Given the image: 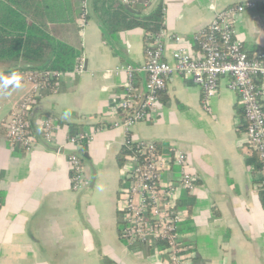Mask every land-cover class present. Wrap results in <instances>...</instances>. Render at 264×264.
<instances>
[{
	"label": "crops",
	"instance_id": "1",
	"mask_svg": "<svg viewBox=\"0 0 264 264\" xmlns=\"http://www.w3.org/2000/svg\"><path fill=\"white\" fill-rule=\"evenodd\" d=\"M241 1L90 0L89 18L79 28L81 0H57L56 14L46 16L47 26L84 55L85 70L66 74L58 90L32 108V126L50 115L56 127L49 142L35 131L29 151L8 141L4 125L31 84L0 93V264H169L144 246L125 243L117 225L118 192L128 159L123 155L124 129L110 125L126 91V73L120 68L145 62L150 31L134 27L108 33L101 19L104 13L117 15L121 7L129 17L147 16L159 8L163 58L173 65L178 48L199 57L196 33L216 10ZM253 1L256 7L237 15L235 22V37L248 53L264 52V3ZM27 67L22 60L0 61V73ZM132 83L135 92H145L144 73L136 72ZM157 104L154 116L133 124L130 137L161 149L180 148L197 175L193 191L187 193L189 206L179 207L185 218L178 227L181 241L193 251L191 264H264V197L259 190L264 172L255 168L256 154L248 148L244 129L239 130L242 107L229 78L219 79L205 111L200 87L191 77L173 72ZM72 125L79 131L104 129L80 152L68 141ZM71 153L81 154L80 191L71 189ZM162 177L176 180L178 170Z\"/></svg>",
	"mask_w": 264,
	"mask_h": 264
},
{
	"label": "built area",
	"instance_id": "2",
	"mask_svg": "<svg viewBox=\"0 0 264 264\" xmlns=\"http://www.w3.org/2000/svg\"><path fill=\"white\" fill-rule=\"evenodd\" d=\"M87 1L81 0L84 11ZM120 1L124 4L132 2ZM256 5V1L244 0L216 10L211 21L195 35L199 57L178 48L172 54L174 64L171 65L163 58L162 34L157 32L149 34L145 62L141 66L124 65L120 68L126 73V91L115 111L120 116L110 126L124 129V147L132 150L126 154L129 163L124 164L117 199L122 223L120 238L128 245L150 247L152 253L169 264H191L193 251L183 244L178 232V226L185 217L177 204L182 191H193L197 175L191 170L183 150L174 145L159 150L153 142L133 141L130 128L134 123L155 115L158 95L165 89L173 72L191 77L200 87V104L205 111L210 110L209 103L217 91L219 79L228 77L229 88L236 92L242 107L245 141L256 154L260 170L264 171V52L247 53L235 37L236 16ZM85 24V14H82L78 18V27ZM174 40L177 42L180 38L175 36ZM84 70L85 58L80 54L67 73L55 70L0 73V93L23 82L31 84L29 92L6 118L4 126L8 141L29 151L35 145L34 133L37 131L49 142L56 127V118L46 115L32 126L30 112L44 96V91H57L66 74H80ZM136 72L146 76L144 93H137L133 88ZM103 129L97 126L91 131H81L69 136L68 141L77 146L79 140L87 142ZM67 159L71 189L80 191L84 187L82 161L77 153L69 154ZM173 168L178 170L177 179L164 180L162 174L171 172ZM259 190L264 197V180L260 181Z\"/></svg>",
	"mask_w": 264,
	"mask_h": 264
},
{
	"label": "trees",
	"instance_id": "3",
	"mask_svg": "<svg viewBox=\"0 0 264 264\" xmlns=\"http://www.w3.org/2000/svg\"><path fill=\"white\" fill-rule=\"evenodd\" d=\"M89 1H87L85 11L81 5L78 7L77 17L85 14V19L87 20L89 18ZM56 2L57 0H0L1 62H17L20 60L28 62L29 67L22 70H55L64 73L72 70L76 58L80 55L79 51L51 34L47 26L46 16L56 14L54 12ZM117 11L121 12L115 16H112V12L104 13L102 16V26L108 33L134 27L146 28L150 31L149 33H157L159 30V22L161 20L159 8H156L152 14L143 17H129L122 13L123 7L117 8ZM44 92V95L50 93L47 91ZM239 114L243 118L242 109L239 111ZM119 116L120 114L117 117ZM97 125L102 124L97 122ZM75 127V125L71 126L72 130L69 136H74L81 132L79 131V127ZM240 129H244L243 122L239 126ZM77 146L80 152L82 150L84 151L86 149V140H79ZM158 149L161 150L160 147ZM131 151V149L124 147L123 155L130 154ZM79 155L81 160V154L79 153ZM254 161L255 168L260 169L258 158ZM187 193L184 192L182 198L178 201V208L189 206ZM117 225L120 237L122 223L117 222ZM179 228L178 232L180 233L181 229ZM160 245L161 247L163 246L162 243ZM144 247L152 251L150 247ZM103 264L108 263L104 261Z\"/></svg>",
	"mask_w": 264,
	"mask_h": 264
},
{
	"label": "rangeland",
	"instance_id": "4",
	"mask_svg": "<svg viewBox=\"0 0 264 264\" xmlns=\"http://www.w3.org/2000/svg\"><path fill=\"white\" fill-rule=\"evenodd\" d=\"M27 82H24L23 84L25 85ZM264 172V171H263Z\"/></svg>",
	"mask_w": 264,
	"mask_h": 264
}]
</instances>
